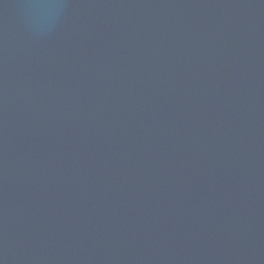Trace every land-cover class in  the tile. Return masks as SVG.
I'll return each instance as SVG.
<instances>
[{
  "label": "water",
  "instance_id": "95a60500",
  "mask_svg": "<svg viewBox=\"0 0 264 264\" xmlns=\"http://www.w3.org/2000/svg\"><path fill=\"white\" fill-rule=\"evenodd\" d=\"M0 264H264V0H0Z\"/></svg>",
  "mask_w": 264,
  "mask_h": 264
}]
</instances>
